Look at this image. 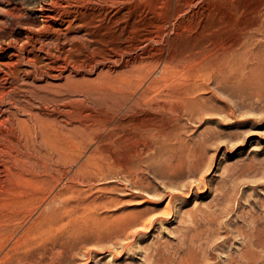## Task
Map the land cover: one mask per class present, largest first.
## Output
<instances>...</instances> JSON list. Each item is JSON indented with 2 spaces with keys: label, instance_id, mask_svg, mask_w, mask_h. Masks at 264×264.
Segmentation results:
<instances>
[{
  "label": "bare ground",
  "instance_id": "1",
  "mask_svg": "<svg viewBox=\"0 0 264 264\" xmlns=\"http://www.w3.org/2000/svg\"><path fill=\"white\" fill-rule=\"evenodd\" d=\"M132 1L37 0L28 9L32 0H0V166L10 175L47 174L55 158L65 162L85 144L95 145L90 156L96 157L122 146L126 157L111 161L123 168L141 162L127 172L134 189H148L150 172L184 189L176 171L184 163L178 155L186 147L184 122L207 121L215 94H204L211 87L242 94L255 23L242 22L240 0H156L153 13L166 23L155 18L158 23L151 21L133 40L140 16L130 17ZM102 2L110 7L99 8ZM175 150L176 164L167 155L165 172L156 168L157 156ZM191 155L186 164L193 173L199 165ZM158 220L150 219L151 225ZM4 226L0 218V255ZM259 235H252V244H260ZM245 258L238 259L251 264L252 255Z\"/></svg>",
  "mask_w": 264,
  "mask_h": 264
},
{
  "label": "rangeland",
  "instance_id": "2",
  "mask_svg": "<svg viewBox=\"0 0 264 264\" xmlns=\"http://www.w3.org/2000/svg\"><path fill=\"white\" fill-rule=\"evenodd\" d=\"M155 1L128 4L130 17L140 16L132 25L133 40L159 20L166 23L153 13ZM36 3L32 0L27 8ZM101 4L99 8L110 7ZM240 4L242 22H254L256 28L250 59L243 64L248 77L242 79V94L230 96L211 87L204 94H215L207 121L184 122L186 149L162 152L155 159L156 168L165 172L164 158L170 155L176 164L180 157L184 163L176 171L186 188L168 187L166 178L150 172L148 189H134L127 172L141 162L131 160L123 168L111 161L126 157L122 146L113 147L109 158L107 152L91 157L95 145L85 144L82 153L72 149L65 162L55 158L47 174L20 170L13 176L0 166V218L5 225L0 257L5 264H244L250 255L251 264H264V0ZM192 152L199 166L190 173L186 163ZM156 217L160 221L151 225ZM136 218L147 224H131ZM252 235L260 236V244H252Z\"/></svg>",
  "mask_w": 264,
  "mask_h": 264
}]
</instances>
